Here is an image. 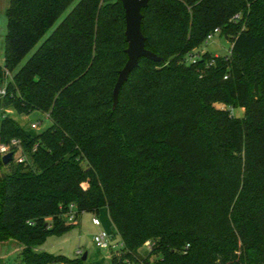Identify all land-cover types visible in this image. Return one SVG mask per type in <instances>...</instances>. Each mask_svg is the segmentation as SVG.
I'll list each match as a JSON object with an SVG mask.
<instances>
[{"label": "trees", "instance_id": "1", "mask_svg": "<svg viewBox=\"0 0 264 264\" xmlns=\"http://www.w3.org/2000/svg\"><path fill=\"white\" fill-rule=\"evenodd\" d=\"M75 1L10 0L6 12L0 138L34 168L0 175V243L21 245L20 264H86L37 251L74 227L63 215L75 205L78 217L108 210L124 246L111 264H264V0H150L142 32L164 62L142 58L116 110L125 9L81 0L47 36ZM216 29L230 52L188 64ZM11 109L51 125L25 129Z\"/></svg>", "mask_w": 264, "mask_h": 264}, {"label": "rangeland", "instance_id": "2", "mask_svg": "<svg viewBox=\"0 0 264 264\" xmlns=\"http://www.w3.org/2000/svg\"><path fill=\"white\" fill-rule=\"evenodd\" d=\"M80 1L81 0H76L73 3V5L67 10V12L58 20L56 25L49 31L47 36L54 29H56V27L64 20V18ZM9 4L10 0H0V64L4 62L5 39L8 33V20L6 12L9 8ZM231 48V39L216 35L211 41L206 42L199 49V51L195 53V55H197L198 53L204 54L205 52H209L214 56H226L230 52ZM37 49L38 46L23 60L17 70L13 72L12 76L15 75L20 70V68L24 66V64L36 52ZM7 112L10 114L11 117H13L14 120H16L17 123H19L21 126L28 130L30 129L31 124L36 122H40L42 124L40 129L36 131L39 133L45 131L51 125V121L49 120L47 114H43L40 112H32L29 115H22L17 113L13 109L7 110ZM232 114L235 117H243L244 110H232ZM22 155L26 156L29 165L34 168L31 156L28 153L22 151L21 153L16 154L17 158L13 160L14 163H10L8 166H4L2 162H0V175L9 174L13 165L17 166L18 164H20L18 161L20 160V156ZM99 215V218L104 223L103 226H101L100 228L92 224V213H84L79 216L78 225H74V227L65 234L51 235L47 237V239L38 247V250L53 255L65 256L70 259L82 258L84 254L88 253L89 258L87 261H85L86 264H111L112 258L117 257L118 259H120L123 251L120 250L119 252H114L99 249L94 243V236L101 230V228H106L105 222H108L109 218L105 209L101 211ZM115 240L116 243H120L119 238H116ZM21 250L22 247L17 241L10 240L8 242L0 243V260L2 261V264H20ZM79 252L83 254L81 257H79ZM138 252L139 258L142 259L146 258L149 255L150 250H148L146 247H142L141 249H139ZM156 259L157 256L151 258V260L153 261H155ZM126 263L133 264L129 262Z\"/></svg>", "mask_w": 264, "mask_h": 264}, {"label": "water", "instance_id": "3", "mask_svg": "<svg viewBox=\"0 0 264 264\" xmlns=\"http://www.w3.org/2000/svg\"><path fill=\"white\" fill-rule=\"evenodd\" d=\"M125 9L126 17V41L128 48L126 53L128 61L125 67L119 72L118 81L113 91V110L119 104L120 92L123 86L129 81L131 73L140 66V60L146 58L156 63L164 62V59L157 56L146 48L147 38L142 32L144 15L142 11L148 7L150 0H120ZM14 153L3 157L2 163L8 166L13 161ZM88 254H84L82 261H87Z\"/></svg>", "mask_w": 264, "mask_h": 264}, {"label": "built area", "instance_id": "4", "mask_svg": "<svg viewBox=\"0 0 264 264\" xmlns=\"http://www.w3.org/2000/svg\"><path fill=\"white\" fill-rule=\"evenodd\" d=\"M220 34V29H216L214 30V32H212L211 34L208 35L207 37V42L211 41L213 39L214 36ZM200 58V54L191 56V58L188 60V64H195L197 63L198 59ZM214 61H212L211 64H213ZM7 74H9V72H7ZM6 94V89L2 88L0 86V96H3ZM41 123L40 122H36V123H32L30 128L34 131H38L41 127ZM21 142L19 140H12L10 144H4L0 142V162H2V159L4 156H6L9 153H14V157L13 160L16 159V154L21 153L22 151L19 152H14V149H21ZM19 163H28V159L26 158V156L22 155L20 156V160L18 161ZM63 218L66 222V224L69 225H77L78 224V216H77V209L75 205H71L70 209L68 212H66L63 215ZM92 223L93 225L97 226V227H101L102 223L101 220L99 218V216L94 215L93 219H92ZM116 237L114 236V234H111L105 230H100L95 236H94V243L96 245L97 248L99 249H103V250H109V251H114V252H119L120 250L123 249V243L120 241V243H116L115 240ZM145 247L148 250H152L153 249V243L148 241L145 243ZM82 254V253H80Z\"/></svg>", "mask_w": 264, "mask_h": 264}, {"label": "crops", "instance_id": "5", "mask_svg": "<svg viewBox=\"0 0 264 264\" xmlns=\"http://www.w3.org/2000/svg\"><path fill=\"white\" fill-rule=\"evenodd\" d=\"M106 210V209H105ZM107 211V214H108V222H105V226H106V228L108 229H106V228H101L102 230H105V231H107V232H109V233H111V234H115L116 233V229H115V227L113 226V224H112V221H111V219H110V216H109V213H108V210H106ZM81 216V215H80ZM94 216V215H93ZM99 217H100V215H98ZM93 219V218H92ZM78 220H79V218H78ZM101 220V219H100ZM101 223H102V226H103V222L101 221ZM79 224V223H78ZM77 224V225H78ZM93 224V223H92ZM37 251H39L38 249H37ZM79 254V257H81L83 254H80V252L78 253ZM88 254V253H87ZM88 258H89V255H88V257H87V260H88Z\"/></svg>", "mask_w": 264, "mask_h": 264}]
</instances>
